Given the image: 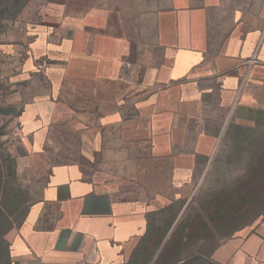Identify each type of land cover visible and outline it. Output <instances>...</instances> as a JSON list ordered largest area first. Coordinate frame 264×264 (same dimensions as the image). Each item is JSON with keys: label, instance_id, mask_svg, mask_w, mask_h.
Returning a JSON list of instances; mask_svg holds the SVG:
<instances>
[{"label": "crops", "instance_id": "0c3cea01", "mask_svg": "<svg viewBox=\"0 0 264 264\" xmlns=\"http://www.w3.org/2000/svg\"><path fill=\"white\" fill-rule=\"evenodd\" d=\"M59 13L61 33L51 23L27 30L18 66L0 67L9 72L0 99L18 110L14 134L29 156L18 164L44 175L11 256L17 264H169L168 230L152 218L178 201L131 202V185L59 161L54 143L84 128L101 140L127 129L122 139L148 142L152 171L166 163L173 183L194 186L228 133L264 128V0H66ZM199 264H264V220Z\"/></svg>", "mask_w": 264, "mask_h": 264}, {"label": "rangeland", "instance_id": "374dc122", "mask_svg": "<svg viewBox=\"0 0 264 264\" xmlns=\"http://www.w3.org/2000/svg\"><path fill=\"white\" fill-rule=\"evenodd\" d=\"M65 1L0 0V67L7 62V68L18 66L21 57L15 49L26 48L27 30L51 23L55 25L47 28L51 33L62 32L59 9ZM8 53L14 54L7 61ZM7 68L0 72V78L9 73ZM17 115L18 110L0 99V264H17L11 258V242L39 194L43 175L37 170L23 171L18 164L29 156L26 144L14 134ZM122 130L120 138L109 135L105 140L96 137V130L85 128L79 134H69L77 138L54 143L60 153L56 159L86 164L88 173L100 180L131 185L125 197L138 205L155 209L178 201L152 218V227L161 234L168 230L164 259L169 264L182 259L202 263L242 228L264 220V128L241 126L228 133L215 156L194 174L196 184L192 187L173 183L175 176L166 163L152 171L155 162L148 156V142L122 139L129 136V130ZM21 144L24 148L18 149Z\"/></svg>", "mask_w": 264, "mask_h": 264}, {"label": "trees", "instance_id": "16d2710c", "mask_svg": "<svg viewBox=\"0 0 264 264\" xmlns=\"http://www.w3.org/2000/svg\"><path fill=\"white\" fill-rule=\"evenodd\" d=\"M157 236H158V235H156V233H155L154 237L156 238ZM159 236H160V238H159L158 240L156 239L157 242H159V241L161 240V238H162L161 235H159ZM11 258H12V256H11Z\"/></svg>", "mask_w": 264, "mask_h": 264}]
</instances>
